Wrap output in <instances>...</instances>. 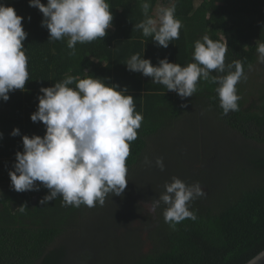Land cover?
<instances>
[{
  "label": "trees",
  "instance_id": "obj_1",
  "mask_svg": "<svg viewBox=\"0 0 264 264\" xmlns=\"http://www.w3.org/2000/svg\"><path fill=\"white\" fill-rule=\"evenodd\" d=\"M106 2L113 15L106 36L77 43L71 55L68 37L50 40L41 27L43 14L29 0H0L23 17L29 73L24 90L0 101V264H247L264 250V88L248 77L258 62L256 41H264V0H149L154 18L159 6L176 3L182 27L168 48L135 29L145 18L142 0ZM204 35L226 40V65L244 61L247 79L236 85L239 111L223 114L218 85L211 82L201 80L193 97L182 99L126 67L134 54L153 66L166 57L183 67L194 62V43ZM84 72L126 87L143 115L126 162L128 184L103 206H63L61 197L41 205L48 189L18 193L8 173L15 154L23 152L22 137L45 135L43 123L30 119L40 89L68 75L85 78ZM17 128L20 135L13 137ZM156 158H163L164 171ZM172 177L198 182L206 193L190 204L197 219H185L174 230L165 223V205L154 212L148 207ZM25 203L24 212L16 210Z\"/></svg>",
  "mask_w": 264,
  "mask_h": 264
},
{
  "label": "clouds",
  "instance_id": "obj_2",
  "mask_svg": "<svg viewBox=\"0 0 264 264\" xmlns=\"http://www.w3.org/2000/svg\"><path fill=\"white\" fill-rule=\"evenodd\" d=\"M150 6L149 0H142L140 7L145 18L134 27L142 30L143 36H151L157 46L168 48L170 41L179 39L182 27L175 15L176 3L159 6L155 18L149 16ZM29 7L43 14L41 27L48 30L50 40L68 37L71 55H75L77 43L102 39L112 26L113 15L106 0H47L46 5L41 0H29ZM22 20L13 7L0 3V101L3 102L9 100V93L24 90L29 80L28 57L23 45L28 34ZM255 47L258 63L264 64V41H256ZM227 51L225 39L214 41L204 35L194 43V62L183 67L166 57L153 66L151 60L141 58L140 54L132 55L126 67L150 77L154 84L164 86L182 99L193 97L201 80L216 84L220 107L227 115L239 111L241 97L236 85L247 79L243 60L225 64ZM248 68L251 70L252 66ZM84 73L85 78L68 75L53 86L40 89L38 108L30 119L43 123L45 135L22 137L23 152L15 154L14 170L8 173L11 187L18 193L38 192L41 186L48 189L49 194L39 201L41 205L61 197L63 206H103L110 193L121 196L128 184L126 162L131 154V142L138 138L143 115L136 111L134 98L126 94V87L120 89L119 85H108L103 79ZM73 84L75 87H70ZM11 135H20V130L14 129ZM144 163L151 166L152 161L145 158ZM155 166L164 171L163 158H156ZM204 195L198 182L187 185L172 177L171 182L164 184V192L151 200L149 211L154 212L161 203L165 205V223L174 230L185 219H197L190 204ZM26 209V203L16 208L21 213ZM261 260L264 250L247 264H258Z\"/></svg>",
  "mask_w": 264,
  "mask_h": 264
},
{
  "label": "rangeland",
  "instance_id": "obj_3",
  "mask_svg": "<svg viewBox=\"0 0 264 264\" xmlns=\"http://www.w3.org/2000/svg\"><path fill=\"white\" fill-rule=\"evenodd\" d=\"M248 77H252L253 83H255V86L257 87L258 85V89L264 88V64L257 62V64L253 66ZM245 84H248V83H245ZM251 84L252 83L248 84L249 85L248 88H252V86H250ZM256 89L257 88H252V91L255 92Z\"/></svg>",
  "mask_w": 264,
  "mask_h": 264
},
{
  "label": "water",
  "instance_id": "obj_4",
  "mask_svg": "<svg viewBox=\"0 0 264 264\" xmlns=\"http://www.w3.org/2000/svg\"><path fill=\"white\" fill-rule=\"evenodd\" d=\"M258 264H264V260L259 261Z\"/></svg>",
  "mask_w": 264,
  "mask_h": 264
}]
</instances>
